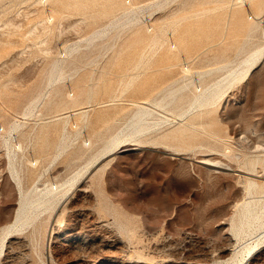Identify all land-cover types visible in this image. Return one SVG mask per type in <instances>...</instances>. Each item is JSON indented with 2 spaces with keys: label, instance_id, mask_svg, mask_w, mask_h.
Masks as SVG:
<instances>
[{
  "label": "rangeland",
  "instance_id": "374dc122",
  "mask_svg": "<svg viewBox=\"0 0 264 264\" xmlns=\"http://www.w3.org/2000/svg\"><path fill=\"white\" fill-rule=\"evenodd\" d=\"M253 1L232 16L235 0H0V264H264V229L236 237L242 209L264 201V58L200 118L180 116L186 103L157 108L166 131L190 122L180 139L143 136L78 179L51 217L13 225L18 182L84 171L133 110L167 100L161 88L236 65L264 30L247 19Z\"/></svg>",
  "mask_w": 264,
  "mask_h": 264
},
{
  "label": "bare ground",
  "instance_id": "6f19581e",
  "mask_svg": "<svg viewBox=\"0 0 264 264\" xmlns=\"http://www.w3.org/2000/svg\"><path fill=\"white\" fill-rule=\"evenodd\" d=\"M221 1H226V0H221ZM229 1L232 2L231 5L234 4V0H229ZM235 1L237 2V0H235ZM238 2H240L243 6H241L240 4H237L236 5L237 9H235V11H233L232 16L235 15V13L238 12L241 9V7H246L245 0H240ZM253 2L258 4L259 6L256 7L255 14L248 16L247 19H252V20L256 19L257 20L260 18L259 21H256V24L264 25V17L261 19V16H264V7H262V4L258 0H254ZM50 18H52V16ZM253 25H254V23L248 24V31H250L252 29ZM93 33H95V32H93ZM96 33H99V32H96ZM96 33H95V35H96ZM100 33H102V32H100ZM262 58H264V30L261 34V41L259 43H257L251 50L247 51L242 56V58L239 60V62L236 65H234L233 67H231V66L227 67L226 63L223 64V67H227L226 72L223 75H221L220 77L214 79L210 84L202 85V84L197 83V82H195L196 83L195 84L190 80H189V82L186 80L182 81V82H176L175 81L174 82L175 84L170 85L168 89H167V86H165L159 90V92H160L164 89L162 98H163V100L167 99L166 101H155L154 105H153V106H155L154 108L148 107L145 105H139L137 107V109H135L131 112L129 118L125 122L124 127H122L117 132H115V134L113 136H110L108 138V140L106 141V143H104L105 145L100 149L99 153L95 157H93L88 162V164L86 163V167H85L84 171H82V172L78 171L77 174H75V175L73 174L74 176L70 177L69 179L67 178V180L62 181V182H54V181L50 182L49 181V183H47V184H42V185L35 184L34 186H31V188H27L26 190L23 189L21 183L18 182V180H19L18 179L17 180L18 185H19V192H18L19 198H18V202H17L18 206L16 208V212H15L16 214H14L15 215V224L12 223L16 227L13 225H12L13 226L12 227V226H10L11 225L10 224L9 229H10V227H11V229H14V227L17 228L19 226H22L25 223L30 224V223L35 222L36 220L39 219V216L44 211H48V217H51L53 212L56 210L57 206H59V204H61V202L70 193L71 188L74 186L75 182L78 181V179H80V181H81L82 177H84L85 175L90 173V170L92 169V167H94L97 164H99L100 162H102V160H104L105 158H107V157L113 155L114 153L118 152L120 149H123V147L125 148L126 146H131V147L135 148V146H138L137 143L144 142L145 139L143 140V136H148L154 140L159 139V138L180 139L181 136L183 135V133H185L186 127H187V125H189L190 122L186 121L182 127L176 128L174 130L166 131L167 129H163L162 127H160V125L162 123V119H161V117H159V112H158L157 108L165 109V110L166 109L171 110L170 105H172V106L175 105V107H177L180 105L183 106L186 103L187 107L182 112L179 113V114H181L180 116H183L184 118H187L188 120L200 118L201 117L200 115H202L203 110L205 108H208V107H210V105H213V104L217 103L218 101L222 100L223 97H225L227 94H229L232 91L235 83L245 80L252 73V71L258 66V63L261 61ZM56 66H57V68H56L57 71H59L58 69H60V67L55 64L54 67H56ZM181 69H182V71H184L183 73H185V74H187L190 71L189 66L186 64L182 65L180 67V70ZM51 76L53 77V80H54L55 78H54L53 72L51 73ZM199 76L200 75L196 76L195 80H198ZM189 77L190 76L187 77L186 75H183V78H185V79H187ZM51 83L48 82L47 84L50 85ZM71 95H72V97H70L71 102H75L77 99V93L74 94V92H72ZM28 106H31V103ZM28 109H29V107H28ZM25 110H26V108H25ZM23 111H24V109H23ZM26 112H24V113H26ZM186 112L188 113L187 115H186ZM63 128H65L64 125H63ZM5 140H8V139H5ZM84 144H85V146H92V141L90 139L84 140ZM6 145H8L7 142H6ZM13 146H14V144H13ZM19 146H20V144L18 145V148H20ZM11 147H12V145H11ZM15 148H17V146ZM9 156H12L11 153ZM208 164H210L211 166L212 165L213 166H219L221 164L224 165V163H220L217 165V164H214L212 162L208 163ZM262 165L264 167V162ZM243 172L247 175L259 176V175H255L251 172H247V171H243ZM246 181L249 183L248 187H252L253 185L255 187L260 186L258 184L257 180H255L254 178H251L249 176H246ZM238 224H239V227L237 229V236L236 237H238V236L240 237L241 234L252 235V234L256 233L257 231H258V233L261 232L260 230L263 231V229H264V201H262V202H257V201L251 202L250 201L248 203V206H245L242 209V211L239 215ZM9 229H8V231H9ZM5 231L7 233V230H5ZM10 232H11V230L9 231V233ZM261 234L264 236L263 232H261ZM9 237H11V236H9ZM240 238H242V236ZM254 238L255 237H253V240H254ZM256 238H257V241H254V242H256L255 245H259L260 242L262 245H264L263 244L264 240L262 243L261 239H259L258 237H256ZM5 239H8L7 234L2 236V238L0 239V247L1 248L4 245H6L5 241H7V240H5ZM247 241H249V239ZM255 245H251V247L248 250V255H250L251 250L253 249V247ZM246 247H249L248 244H246ZM3 250L4 249H2V252H3Z\"/></svg>",
  "mask_w": 264,
  "mask_h": 264
},
{
  "label": "built area",
  "instance_id": "2783aa9c",
  "mask_svg": "<svg viewBox=\"0 0 264 264\" xmlns=\"http://www.w3.org/2000/svg\"><path fill=\"white\" fill-rule=\"evenodd\" d=\"M240 1V0H237V2Z\"/></svg>",
  "mask_w": 264,
  "mask_h": 264
}]
</instances>
